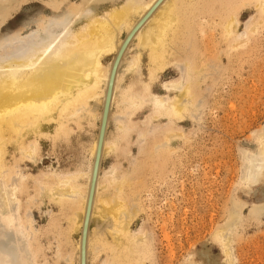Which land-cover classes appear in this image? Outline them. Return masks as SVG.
<instances>
[{
    "label": "bare ground",
    "instance_id": "6f19581e",
    "mask_svg": "<svg viewBox=\"0 0 264 264\" xmlns=\"http://www.w3.org/2000/svg\"><path fill=\"white\" fill-rule=\"evenodd\" d=\"M27 1L0 0V123L2 116L6 115L9 117V123L12 124V130L17 123H13L16 120L24 127L34 124L39 127V120L44 119L41 114L49 112V109L56 105L61 106L62 111L68 109L75 115L80 112V116L86 120L87 127L93 126V119L98 121L96 136L87 146L88 163L83 170L79 168L77 171H52L49 172L50 176L39 174L33 180L36 183H34L35 193L46 197L53 206L57 208L64 206L67 209V214L65 213L64 216L67 219V225L65 228L59 227L60 237L57 238L54 259L56 264H59L58 260L63 264H81L82 261V238L88 210L92 167L98 148L103 110L110 91L100 161L85 234L84 263L88 264L94 241H98L100 239L98 237L104 235L100 227L103 224L96 225L95 228L91 227L93 218L101 213V210L105 213H113L116 208L119 209V200L117 201L116 195H120V191L130 183L128 179L130 177L115 174V166H109L104 171L102 168L103 172H101L104 153L108 150L115 153L118 149V142L125 146V149L128 148L129 136L135 133L137 138L135 147L139 151L138 159L140 160L137 167L147 170L159 158L161 150L163 151L164 148H167V151L170 150L172 137L179 134L175 127L178 120L186 118L190 123L195 122L198 118L196 113L203 105L201 93L206 86L203 88L201 83L207 78L204 76L207 69L205 59H202L200 63H195L188 49L177 46L180 50L178 56L184 60L180 66V76L177 80H164L157 89L160 94H156L151 89V83L157 73L166 68L163 60L165 58L151 51L147 79L138 80L141 76L139 72L141 58L139 50L133 49L146 45L154 49L164 33L171 31L181 34L184 29H189L193 21L195 22L197 18L204 20L205 13L214 11L215 8L220 17L219 26L222 35L225 37L227 33V37L233 40L236 37L233 13L253 3L258 4L260 10L264 12V0H79V2L38 0L42 4L39 12L29 13L23 23L9 28V22L6 23V21L13 17V13L20 4ZM101 2L107 4L102 12L99 11ZM108 58L110 62H106ZM124 70L135 73L137 80L121 86ZM117 97L119 101L121 100L122 107H120V115L115 117L117 118V131H114L116 139L109 142L107 129L112 119L113 103ZM145 103H148L153 116L147 119L146 124L134 123V115L143 108ZM152 117H163L170 120L171 124L153 133L158 125L153 124ZM66 124L65 122L59 123L58 131L63 129L66 132ZM2 133L3 127L0 124V136ZM257 137L259 138L257 139L259 140L258 149L255 148L256 150L252 153L244 152L242 155L241 179L244 183L255 182L264 176L263 130ZM18 147L22 157L29 159L33 158V152L37 148L27 141L20 142ZM120 152L124 151L121 149ZM15 167L7 164L3 145L0 144V264H49L50 262L42 253L44 246L40 240L41 230L34 224L33 204L30 200L25 201L20 198L17 193L23 188L22 182L25 175L22 172L19 173ZM79 177H85L84 184L79 182ZM110 188L114 190L116 197L112 194V198L105 196L104 191ZM104 204L108 207H104ZM238 209L240 206L233 204L227 222H225L226 225L223 226L226 229L222 228L220 232L222 230L231 231L235 224L234 221L238 218ZM256 211L264 212V209ZM122 213H124L123 219L127 220L125 212ZM120 215L122 216V214H117L115 227L111 226L110 222L108 223L111 227L109 229L113 241L122 240V236L130 232L128 223L122 221ZM54 216L51 215L49 218L55 219ZM74 232L77 234L76 240H73L71 236ZM139 232L137 230L133 232L134 234H130V239L126 240L129 242V247L128 245L126 248L123 247V252H127V256L132 260L129 264L137 263L139 257L136 258V255L138 254L142 257L149 256L148 242L144 240L146 237H142V232ZM220 236L218 232V237ZM224 245L225 254L230 258L228 243ZM117 249L119 251V248ZM118 251L113 250L101 262L99 260V264H120L119 261L114 262L119 256ZM42 254L44 258H40ZM201 255L204 264H217L216 260L207 256V253L202 252ZM125 259L127 258L123 261ZM192 263L194 262L191 260L186 264ZM227 263L229 264L230 261ZM227 263L224 262V264Z\"/></svg>",
    "mask_w": 264,
    "mask_h": 264
},
{
    "label": "rangeland",
    "instance_id": "374dc122",
    "mask_svg": "<svg viewBox=\"0 0 264 264\" xmlns=\"http://www.w3.org/2000/svg\"><path fill=\"white\" fill-rule=\"evenodd\" d=\"M106 5L101 2L99 11L102 12ZM39 7H42L40 1L28 0L17 7L13 17L6 23L9 22V28L18 26L29 13L39 12L41 9ZM215 9L211 11L212 13H205L204 20L197 18L189 29H184L181 34L167 31L154 49L149 45L141 47L142 49L132 48L140 52L141 76L138 80L147 79L151 51L165 58L163 60L166 68L158 71L151 83V89L156 94H160L157 89L164 80H177L180 76V66L184 60L178 56L180 50L177 46L188 49L195 63L205 59L207 69L204 76L207 78L201 83L203 88L206 86L204 89L201 87L203 105L196 113L198 118L195 122L190 123L186 118L178 120L175 127L180 135L172 137L170 150L167 151V148L161 150L162 155L160 154L147 170L137 167L140 160L139 151L135 147L137 142L135 133L129 136L128 148L125 149V146L118 142L115 153L112 150L104 153L101 172L109 166H115V174L130 177L128 178L130 183L128 182L129 185L123 188L117 197L114 196L112 188L104 191L105 196H111L110 198L114 196L117 201L119 200L120 210L116 208L113 213L101 210V213L93 218L91 227L103 224L100 227L104 235L98 237L100 238L98 241H94L88 264H99L113 250L118 251L117 248L119 256L114 262L129 264L132 260L127 256V252H123V247L126 248L127 245L129 247L126 240H129L130 234L137 230L142 232V237H146L144 240L148 242L149 248L148 257L136 255V258L139 257L138 264H186L191 260L194 262L192 264H204L202 252L216 260L217 264H224L225 261L226 263L230 261L229 264H264V212L256 211L264 209V176L250 183H244L241 179L242 155L244 152L252 153L258 149L257 136L262 130L264 132V12L260 10L258 4L253 3L233 13L236 23L234 35L237 39L235 37L232 40L227 37V33L225 37L222 35L220 17ZM171 61L172 63H169ZM106 62H110V59H106ZM124 71L121 86L137 80L135 73ZM174 92L171 93L175 95ZM148 106V103H145L134 115V123L146 124L147 119L153 116ZM120 107L122 103L117 97L113 103L112 119L107 129L109 142L116 139L115 117L120 115ZM51 108L49 112L41 114L44 119L39 120V127H36L37 124L24 127L16 120L13 122L17 123L12 130L9 117L3 115L0 123L3 127L0 144L3 145L7 164L16 166L18 172L25 175L23 188L17 192L18 196L25 201L30 200L33 204L34 224L41 230L40 240L44 246L42 253L49 264H56L54 261L56 242L60 237L59 227L65 228L67 225V219L64 218L67 209L64 206L57 208L49 203L46 197L35 193L33 180L39 174L50 176L52 171L68 172L77 171L79 168L83 170L88 163L87 146L96 136L98 121L93 119V126L87 127L86 120L80 116V112L75 115L68 109L62 111L59 105ZM152 119L153 124L158 125L156 131H151L153 133L171 124L170 120L163 117ZM61 122L67 123L66 132L63 129L58 131V124ZM22 141L31 142L37 147L31 160L22 157L18 147ZM121 149L124 152H120ZM78 180L82 184L85 183V177H79ZM233 204L240 206L238 218L234 221L231 231L220 232L226 225ZM104 205L108 207L107 204ZM122 212H125L127 220L123 219ZM117 214H122L120 218L128 223L130 232L122 236V240L113 241L109 225L116 226L114 224H117ZM51 215H55V219L49 218ZM218 232L219 236L221 234L223 236L218 237ZM71 236L76 240L75 232ZM225 243H228L230 258L225 254ZM43 254L40 258H44ZM124 258L127 259L123 261ZM58 263L63 264L60 260Z\"/></svg>",
    "mask_w": 264,
    "mask_h": 264
},
{
    "label": "water",
    "instance_id": "95a60500",
    "mask_svg": "<svg viewBox=\"0 0 264 264\" xmlns=\"http://www.w3.org/2000/svg\"><path fill=\"white\" fill-rule=\"evenodd\" d=\"M110 85H111V82H110ZM109 95H110V91H109L108 99L106 100L105 107L103 110V117H102V122H101V126H100L98 148L96 150V154H95L94 161H93V167H92V178H91L90 191H89V196H88V210L86 211V216H85V221H84V229H83L81 264H85L84 263L85 234H86V231L88 228L89 207H90V202L92 200L93 190H94V186H95V181H96V176H97L98 166H99V161H100V150H101L102 139L104 136V130H105V126H106V119H107V113H108L107 110H108V105H109Z\"/></svg>",
    "mask_w": 264,
    "mask_h": 264
}]
</instances>
